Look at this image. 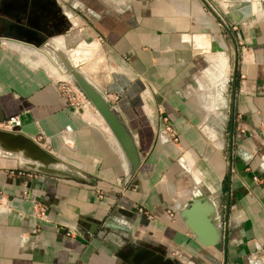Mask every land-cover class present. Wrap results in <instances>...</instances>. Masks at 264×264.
Masks as SVG:
<instances>
[{
  "label": "crops",
  "instance_id": "0c3cea01",
  "mask_svg": "<svg viewBox=\"0 0 264 264\" xmlns=\"http://www.w3.org/2000/svg\"><path fill=\"white\" fill-rule=\"evenodd\" d=\"M208 2L238 47L233 100V44L200 0L60 1L68 27L48 42L99 44L89 58L108 61L101 85L84 72L116 95L140 154L131 174L102 121L59 94L38 47L0 35V118L18 113V131L86 177L0 152V264H127L112 236L120 250L145 245L182 264H264V0ZM197 191L215 208L220 248L179 217Z\"/></svg>",
  "mask_w": 264,
  "mask_h": 264
},
{
  "label": "water",
  "instance_id": "95a60500",
  "mask_svg": "<svg viewBox=\"0 0 264 264\" xmlns=\"http://www.w3.org/2000/svg\"><path fill=\"white\" fill-rule=\"evenodd\" d=\"M200 1L224 28L232 41L233 64L231 73V99L233 100L238 55L236 40L228 24L219 16L214 6H212L208 0ZM0 26L1 36L17 39L46 51L52 62L58 67V71L64 73L73 81L90 104L101 115L121 152L126 165V171L128 174L133 173L140 163V154L136 141L113 102L84 72L82 65L86 63L87 57H78V59H76L77 61L74 62L70 54L74 46L66 47L63 43L61 48L52 50L46 44L48 38L40 34L36 29L17 23L16 20L9 17L0 16ZM0 152L19 156L23 159L20 160V165L39 173L63 175L79 181H84L86 179L77 168L62 160L33 137L18 130L0 127ZM211 209L212 204L210 205L206 198L197 192L183 202L178 209V214L184 225L189 228L196 241L202 245H211L215 248H220L222 244V240L220 239L221 229L218 226H214V224H216L214 206L213 215L210 217L209 215L212 213L210 212ZM202 229L207 230L204 231ZM115 234L127 238L126 235ZM112 237L109 238L107 244L127 264H182L179 260L164 255L162 252L156 251L145 245L133 247L128 250H120L118 247L124 240L120 242L117 241L115 237H113L115 240ZM222 238L223 241H225V221H223L222 226Z\"/></svg>",
  "mask_w": 264,
  "mask_h": 264
},
{
  "label": "flooded vegetation",
  "instance_id": "af4514ba",
  "mask_svg": "<svg viewBox=\"0 0 264 264\" xmlns=\"http://www.w3.org/2000/svg\"><path fill=\"white\" fill-rule=\"evenodd\" d=\"M0 16L34 28L46 38L60 35L68 27L59 0H0Z\"/></svg>",
  "mask_w": 264,
  "mask_h": 264
},
{
  "label": "built area",
  "instance_id": "2783aa9c",
  "mask_svg": "<svg viewBox=\"0 0 264 264\" xmlns=\"http://www.w3.org/2000/svg\"><path fill=\"white\" fill-rule=\"evenodd\" d=\"M55 86L58 90L59 94L63 96V98L66 100V103L72 107L73 109H81L86 104H90V102L87 100V98L84 96V94L80 91V89L67 77H58L55 79ZM106 96L110 100H115L116 95L113 93H106ZM21 120L18 113H12L8 114L2 118H0V126L11 129V130H17L20 126ZM170 130L169 126H165L163 128V131ZM163 136V134H161ZM171 141H176V136L170 135L167 136ZM3 199V198H2ZM5 202V200L1 201ZM34 211L35 214L39 217L45 216V207L42 204L35 203L34 204ZM69 233V232H68Z\"/></svg>",
  "mask_w": 264,
  "mask_h": 264
},
{
  "label": "rangeland",
  "instance_id": "374dc122",
  "mask_svg": "<svg viewBox=\"0 0 264 264\" xmlns=\"http://www.w3.org/2000/svg\"><path fill=\"white\" fill-rule=\"evenodd\" d=\"M61 1V0H60ZM257 13V12H256ZM259 14V13H258ZM89 40V39H88ZM60 42V41H59ZM90 41H88L87 43H89ZM62 44V43H61ZM84 45V44H83ZM83 45H79V46H83ZM91 46V45H90ZM90 46H87V47H90ZM92 47V49H93V51H92V49H90L91 50V52L92 53H95V54H97V53H99L100 51H98V50H96V48L95 47H93V45L91 46ZM90 47V48H91ZM40 51L39 52H42V56L41 55H37L38 56V59H41V60H44L47 64H48V66H49V68L52 70V71H54V70H56V69H58V67L52 62V60H51V58L49 57V55L46 53V51L44 50V49H42V48H38ZM22 51V53L24 54H26L27 52L25 51V49H23V50H21ZM96 51V52H95ZM31 56V55H30ZM31 58L35 61L36 59H37V57L35 56V55H33V56H31ZM88 58V60H87V62L85 63V65L83 66V68H84V71L86 72V73H88V75L96 82V83H98V85H101V83L102 82H99L98 80H97V77L99 78L100 77V79L102 78V76H103V72H101L103 69H105V68H107V66H108V61L105 59V57H103L102 56V54H101V56L99 57V60L97 59V60H92V59H94L95 58V56L93 55V57H91V58H89V56L87 57ZM92 60V61H91ZM55 72V71H54ZM97 74H100L99 76L97 75ZM57 77H55L54 79H56V78H58V77H67L64 73H61L60 71H57ZM69 80H71L69 77H67ZM103 79V78H102ZM72 81V80H71ZM73 82V81H72ZM86 107V109H84L85 110V112L87 113H90V114H95L96 116L97 115H99L98 113H97V111L94 109V107L91 105V104H86L85 105ZM99 119L101 118V117H99V116H97ZM100 120H102V118L100 119ZM103 122V121H102ZM103 124H104V126H105V128L106 129H108L107 128V126H106V124L103 122ZM0 127H2V126H0ZM108 132L110 133V131L108 130ZM185 156H187L188 157V155L186 154ZM188 160V159H187ZM184 161H186V160H184Z\"/></svg>",
  "mask_w": 264,
  "mask_h": 264
},
{
  "label": "bare ground",
  "instance_id": "6f19581e",
  "mask_svg": "<svg viewBox=\"0 0 264 264\" xmlns=\"http://www.w3.org/2000/svg\"><path fill=\"white\" fill-rule=\"evenodd\" d=\"M67 12V11H66ZM56 36H58V35H55V36H52V37H50V38H54V37H56ZM62 37V36H61ZM50 38H48L47 39V45L52 49V50H57V48H61L62 47V44H60L59 42L57 43H54V42H48V40H50ZM92 45H93V47H95L96 48V50H99L100 48H99V44L97 43V41H95V43H92ZM77 45H75L74 47H73V49H72V51L70 52V54H71V56H72V59H73V61L75 62V61H77L76 59H78V57H83V56H86V57H88V56H90V55H92L93 53L91 52V50L88 48V47H85V46H78L76 49H75V47H76ZM92 49V48H91ZM92 51H93V49H92ZM73 56H75V57H73ZM87 62V61H86ZM85 65V63L82 65V68H83V66ZM85 68V67H84ZM83 68V69H84ZM62 73V72H61ZM86 107V106H85ZM84 109H86V108H84ZM95 109V108H94ZM96 110V109H95ZM85 111V110H84ZM97 111V110H96ZM98 113V112H97ZM86 114H88V115H91L90 113H86ZM99 114V113H98ZM97 116H99V117H101V115L99 114V115H97ZM102 118V117H101ZM100 118V119H101ZM96 119V118H95ZM101 121H103L104 122V120H103V118H102V120ZM102 122V123H103ZM105 123V122H104ZM106 124V123H105ZM104 126V125H103ZM107 126V125H106ZM105 127V126H104ZM107 128H108V126H107ZM107 130H109V128L107 129ZM110 131V130H109ZM111 133V132H110ZM113 136V135H112ZM114 138V137H113ZM115 140V139H114ZM20 158V157H19ZM21 160H23L22 158H20ZM184 160H186L187 161V159H188V157L187 156H184V158H183ZM198 192V191H197ZM196 192V193H197ZM199 193V192H198ZM204 197L206 198V200H207V202L211 205L212 204V202H211V200L208 198V197H206L205 195H204ZM210 212H212L211 213V215H209L210 217L213 215V204H212V209H211V211ZM216 225V224H215ZM112 226H116L115 224H113ZM209 246V245H208Z\"/></svg>",
  "mask_w": 264,
  "mask_h": 264
}]
</instances>
